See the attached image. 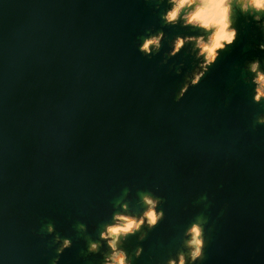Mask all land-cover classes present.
Here are the masks:
<instances>
[{"label":"water","instance_id":"water-1","mask_svg":"<svg viewBox=\"0 0 264 264\" xmlns=\"http://www.w3.org/2000/svg\"><path fill=\"white\" fill-rule=\"evenodd\" d=\"M159 27L148 0H0V264H48L49 220L73 240L60 264H97L75 222L93 233L124 187L133 204L144 188L165 200L137 264L174 251L198 213L203 264H264V108L233 68L257 53L238 39L176 102L192 58L137 51Z\"/></svg>","mask_w":264,"mask_h":264},{"label":"clouds","instance_id":"clouds-1","mask_svg":"<svg viewBox=\"0 0 264 264\" xmlns=\"http://www.w3.org/2000/svg\"><path fill=\"white\" fill-rule=\"evenodd\" d=\"M157 11L159 28H148L139 38L137 51L151 59L161 54L162 42L167 44L161 64L183 50L194 63L185 71L183 80L174 95L179 102L190 87L196 86L209 71V68L229 50L238 39L247 36V47L256 51V55L245 58L242 64L233 65L239 69L240 79L250 85V102L264 108V0H148ZM163 10L160 11L161 6ZM192 29L191 32H178L169 38L165 28ZM254 41V43H253ZM174 67L177 75L181 74L184 62L181 60ZM264 126V111L258 112L252 127ZM130 188L124 187L122 195L111 204L110 215L89 233L88 225L76 221L74 228L81 235L85 247L82 255H99L97 264H137L144 257L142 241L165 218L164 197L153 188L137 190L134 204L128 198ZM201 195L196 203L206 201ZM51 237L53 255L48 264H60L61 256L73 246L68 235H61L55 224L49 220L41 229ZM211 231L207 218L198 213L180 230L174 251L154 259L148 257V264H203L205 247L211 242ZM134 237L136 244L129 249L127 241Z\"/></svg>","mask_w":264,"mask_h":264}]
</instances>
